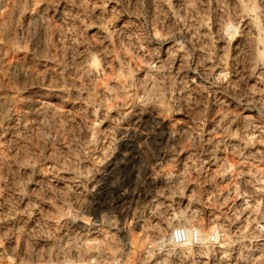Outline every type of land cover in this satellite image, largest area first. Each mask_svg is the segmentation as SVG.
I'll list each match as a JSON object with an SVG mask.
<instances>
[{
	"label": "rangeland",
	"instance_id": "374dc122",
	"mask_svg": "<svg viewBox=\"0 0 264 264\" xmlns=\"http://www.w3.org/2000/svg\"><path fill=\"white\" fill-rule=\"evenodd\" d=\"M0 264H264V0H0Z\"/></svg>",
	"mask_w": 264,
	"mask_h": 264
},
{
	"label": "built area",
	"instance_id": "2783aa9c",
	"mask_svg": "<svg viewBox=\"0 0 264 264\" xmlns=\"http://www.w3.org/2000/svg\"><path fill=\"white\" fill-rule=\"evenodd\" d=\"M211 241L216 240V236L210 237ZM170 240L173 244L179 245H199L201 244V231L198 227L176 226L171 230Z\"/></svg>",
	"mask_w": 264,
	"mask_h": 264
},
{
	"label": "bare ground",
	"instance_id": "6f19581e",
	"mask_svg": "<svg viewBox=\"0 0 264 264\" xmlns=\"http://www.w3.org/2000/svg\"><path fill=\"white\" fill-rule=\"evenodd\" d=\"M177 245H179V244H177Z\"/></svg>",
	"mask_w": 264,
	"mask_h": 264
}]
</instances>
